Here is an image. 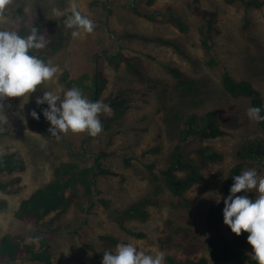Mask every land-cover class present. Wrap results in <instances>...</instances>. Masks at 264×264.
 <instances>
[{"label":"rangeland","instance_id":"1","mask_svg":"<svg viewBox=\"0 0 264 264\" xmlns=\"http://www.w3.org/2000/svg\"><path fill=\"white\" fill-rule=\"evenodd\" d=\"M258 1L264 2V0ZM91 3L92 0H7L5 7L11 10H7L4 15L0 14V29L15 30L21 26V21L25 17V21L28 22L24 27L30 28L33 22L41 27L52 19L61 18L51 17V8L57 7L63 10L75 4L82 14L89 15L93 20L94 30L90 34H82L81 37L72 39L70 30L64 27V20L59 21V27L63 28L61 33L53 40L45 39V48L37 50L45 54L46 60H51L60 69L55 82L43 85L42 90H51L60 95L62 92L60 80L64 73L68 74V78L77 79L81 75L91 77L95 71L105 82L100 96L102 102L108 104V100L120 92L123 94V99L130 100V102L124 101L125 104L131 105L130 109L119 118L118 123L108 122L112 119V110L108 114H101L100 121L105 123L106 130H102L90 142V150L94 155L108 143V151L115 154L102 161L104 168L114 175H102L96 182L98 191L96 202L90 213L83 218L87 226L77 235L66 240L56 236L48 237L44 232L39 234L50 239L49 245L54 253V264H101L89 250L82 247V243L94 244L96 251H99L98 239L103 236L112 237L121 243H132L145 253L163 252L164 257L170 254L178 262H184L187 253L183 254L177 243L167 247L159 242L166 236V219L174 214L170 206L165 205L166 202L162 207H149V218L145 223H127V228L131 232L136 235L141 234L142 237L126 235L119 230L114 218L109 215L145 194L144 177L149 174L146 171L149 166L154 167V172H159L168 162L176 123L169 117L166 118L165 112L159 106L160 97L167 95L169 98L166 102L173 101L168 105V109L179 115L193 112L202 114L205 109L214 107L226 120H244L243 128L237 130H229L226 123L221 121L224 123L222 128L225 135L206 143V146L210 147L209 150L221 154L223 160L209 165L203 180L188 192L187 198L192 204L193 216H198L200 209L217 201H223L222 182L226 179L230 167L241 163L237 160L238 148L247 138H264V128H258L256 122L247 117L246 112L249 107L246 100L231 99L221 90L220 72L212 71L205 65L202 49L199 46L192 48L190 41L184 42L183 39H179L177 30L167 21L164 22L154 16L157 12L172 9L187 21L192 36L197 24L185 2L107 0L103 4L100 0L97 7L91 6ZM20 5L24 7L22 12L17 11ZM197 6L203 11L216 14L214 26L219 33L217 32L211 42L214 44L213 55L235 81L242 79L250 81L254 89L259 92L264 105V6L261 9L245 10L239 5H226L222 0H198ZM107 9L110 10V14H107ZM125 32L136 34L144 40L139 42L135 39H123ZM152 39H172L176 42L180 40L188 51L187 56H180L165 44L148 42ZM107 55L113 56L116 60L130 61L132 58L140 60L143 69H141L140 82L129 74L124 64L111 65L110 60L106 58ZM166 66L177 67L185 76L198 80L204 93L200 101L194 104L178 101L181 98L172 92L174 83L164 72ZM138 71L139 68L137 77ZM85 83L89 84V81ZM42 90L37 88L30 94L26 104L22 105L21 98H16V101L11 102L8 111L0 112L4 113L7 119V121L0 120V135L5 136L8 131L11 135L0 137V155L11 151L18 152L25 166L24 173L14 174V178L21 177L19 192L12 196L0 194V201L8 204L6 210L0 211V235L13 232L17 228L13 213L20 200L52 179L54 158L50 151L54 149L50 148L49 141L40 138L28 125V114L35 109V99L42 96ZM6 99L0 104L5 103L8 106ZM66 136L76 146L82 137L71 133L65 134ZM156 146H161L162 151L158 155L149 154V151ZM75 149L77 150L76 147ZM38 153L42 154L38 155ZM124 155L131 159V164L135 168L126 167L121 162ZM249 168H255L258 175L264 176L263 169L256 165L247 164L243 171ZM248 195L255 198V190ZM162 200H166L165 195L162 196ZM72 213L73 211H69L60 220L63 223L71 221L74 227L82 221V218L79 216L77 219ZM184 219L188 218L184 217ZM60 220L51 224L53 219L50 216L42 224H46L48 229H53L59 225ZM200 225L199 222L195 224L196 227ZM42 227L47 228L45 225ZM203 236L204 234L196 238L203 240ZM243 237L246 252L251 256V247L246 242L247 233H243ZM196 255L190 258L201 259V255L206 256L202 253ZM206 264L213 263L207 260Z\"/></svg>","mask_w":264,"mask_h":264},{"label":"trees","instance_id":"2","mask_svg":"<svg viewBox=\"0 0 264 264\" xmlns=\"http://www.w3.org/2000/svg\"><path fill=\"white\" fill-rule=\"evenodd\" d=\"M99 1L92 0L91 6L97 7ZM181 1L185 2L186 7L197 24L192 36L190 33L191 28L187 21L172 9L157 12L154 16L164 22L167 21L170 26L177 30L179 39H183L184 42L190 41L192 48L199 46L202 49L205 65L212 71L220 72V87L226 95L231 99L246 100L248 107H261V114L264 115V105L260 94L254 89L252 83L246 79L235 81L225 68H222L220 62L213 55L212 48L214 44L211 42L214 40L217 32L219 33L214 26L216 14L203 11L197 6L198 0ZM222 1L224 4L230 6L239 5L245 10L261 9L264 6V2L258 0ZM102 2L104 4L107 0H102ZM149 2H153V0H149ZM7 10L10 11L11 9L6 7L0 9V14L4 15ZM23 10L24 7L22 5L17 8V11L22 12ZM132 10L134 11V8ZM108 13L110 14L109 9H107ZM64 19L65 17L52 19L41 27L35 25L33 22L31 27L38 29L40 34H44L45 39L53 40V38H56L61 33L63 28L59 27V21H63ZM25 20L26 17L21 21V26L15 29L21 36L28 34L31 28L24 27L28 22ZM6 29L13 30L12 28ZM123 34L124 36H119V38H128L127 40L135 39L139 42L144 40V38L138 37L133 33L125 32ZM148 42L165 44L180 56H187L188 51L185 50L184 44L180 40L176 42L172 39H152L148 40ZM35 55L43 60L47 59L45 54L37 50L35 51ZM106 58L110 60L113 66L120 63L124 64L129 74L133 78L138 79V82L142 79V64L140 60L136 58H132L130 61L116 60L113 56L109 55ZM164 72L174 83L172 92L178 94L181 98L178 100L179 102L194 104L204 96L203 89L200 87L201 84L198 80L185 76L179 68L166 66L164 67ZM68 77L67 73H64L61 77V97L63 91L77 87L89 100H100L105 82L99 77L97 72L93 71L91 77H87L86 75H81L77 79ZM85 81H89V84L85 83ZM168 98L167 95H162L159 103V106L165 112L166 118L169 117L172 122L176 123L173 133L174 139L168 154V162L165 168L159 172H154V167L149 166L146 170L149 174L144 177V181L146 182L145 194L121 209L113 211L112 214H109L110 217L114 218L119 230L126 235L142 237L141 234L136 235L131 232L127 228V223H145L149 218V207H162L163 203L166 202L165 205L170 206L174 214L166 219V236L159 242L162 246L164 244L167 247L177 243L179 247L176 246L183 251V254L187 253V256L184 262H178L173 255L168 254V256L164 257V264H194V261L195 264H206L207 260H210L213 264H256L246 252L243 233L237 237L223 224V201L208 205L206 208L199 210L198 216H193L191 215L193 207L187 198L188 192L203 180L205 173L208 171V166L217 164L223 160V156L209 150L210 147L206 146V143L225 135L222 128L224 123H226L225 125L229 130H237L243 128L244 120H226L225 117L219 115L214 107L205 109L202 114L193 112L179 115L174 113L172 109H168V105L173 103V101L166 102ZM13 101H16V98H7L6 102L8 106L5 103L0 104V112L8 111ZM124 101L130 102L129 99H123V94L120 92L108 100V105L113 111V116L112 119H109V123H118L119 118L124 112L130 109L131 105H126ZM46 107V104L35 105L34 111L40 114L41 109ZM221 121H224V123ZM101 123L103 130H106L105 123L103 124V121ZM28 125L40 138L47 142L49 141L51 144L50 148L54 149V151H50L51 156L54 158L52 179L37 187L26 198L20 200L16 211L13 213L17 228L13 232L0 235V264H54V253L51 251L49 245L51 241L39 233L44 232L48 237L56 236L64 240L77 235L87 226V222L83 218L90 213L96 202L95 197L98 194L96 182H98L99 177L101 178L102 175H114L104 168L102 164L103 160L115 154V152L108 151L109 143L101 147L98 153L94 155L90 150V142L93 137H89L86 133L79 134L82 137L76 146L71 142L70 138L67 139V136L65 137V134L59 140L52 137L48 133L49 124L44 120L42 115L39 120H33L29 116ZM256 125L258 128L263 129L264 121L256 122ZM107 128H109V125ZM10 136L9 131L5 136L0 135V137ZM244 141L237 151V160L241 161V163L231 166L226 179L222 182L221 196L223 197L229 194V188L234 182L232 177L239 175L244 170L245 165H256L263 169L264 173V138H247ZM161 151L162 147L156 146L149 151V154L158 155ZM41 154L38 153V155ZM121 162L126 167L135 168L131 164V159L127 158V155L122 157ZM19 172L20 174L24 173L25 166L18 152L11 151L0 155V194L12 196L19 192L21 177L14 178V174H19ZM5 177L9 178L6 179ZM164 195L166 200H162V196ZM250 198L253 197L250 196ZM7 207L8 204L6 202L0 201V211L6 210ZM69 211H73L72 214L75 218L79 219V216L82 218V221H79L74 227L71 221L66 223L61 221V217L68 214ZM50 216L53 219L51 224L61 219L56 228L48 229L46 224H42ZM184 217L191 219L185 220ZM196 222L201 223V225L196 227ZM44 225L47 228L42 227ZM202 234H204L203 240H200L199 237L196 238V236ZM34 237H39L40 242L38 245H33L29 242ZM98 240L99 251H96L94 244L82 243V247L89 250L97 262L101 263L104 251L114 252L116 245L121 242L106 236L100 237ZM201 253L206 256L201 255ZM196 254H200L201 259H196V257L190 258L192 255L197 256Z\"/></svg>","mask_w":264,"mask_h":264},{"label":"clouds","instance_id":"3","mask_svg":"<svg viewBox=\"0 0 264 264\" xmlns=\"http://www.w3.org/2000/svg\"><path fill=\"white\" fill-rule=\"evenodd\" d=\"M6 2L0 0V9ZM50 12L51 17H65L64 27L70 30L72 39L94 30L93 20L82 14L75 4L63 10L53 7ZM44 37L33 27L24 36L15 30L0 29V102L6 98H21L24 105L37 88L42 90L43 85L55 82L59 66L35 55L36 50L45 48ZM42 92L35 103L47 107L41 109L40 114L33 110L28 115L33 120H39L42 115L49 124L48 133L52 137L59 140L68 133L96 137L102 132L99 117L111 112L108 104L99 99L89 100L77 87L63 91L62 97L51 90ZM261 112V107L250 106L246 115L251 121L261 122L264 121ZM0 120L7 121L4 113H0ZM232 179L229 194L223 198V224L237 237L247 233L246 242L251 247L252 259L256 264H264V176L258 175L255 168H249ZM253 190L255 198H250L248 193ZM241 192L244 195H237ZM29 242L38 245L39 237ZM101 264H164V253H145L132 243H118L114 252L104 251Z\"/></svg>","mask_w":264,"mask_h":264},{"label":"bare ground","instance_id":"4","mask_svg":"<svg viewBox=\"0 0 264 264\" xmlns=\"http://www.w3.org/2000/svg\"><path fill=\"white\" fill-rule=\"evenodd\" d=\"M212 58V57H211ZM223 99H225V98H223ZM237 115V114H236ZM235 117V116H234ZM245 142V141H244Z\"/></svg>","mask_w":264,"mask_h":264}]
</instances>
